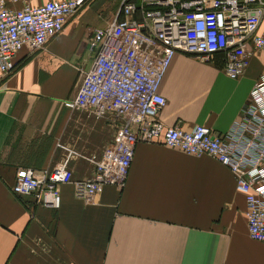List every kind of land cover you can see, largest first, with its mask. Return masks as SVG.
Listing matches in <instances>:
<instances>
[{
  "label": "crops",
  "instance_id": "obj_1",
  "mask_svg": "<svg viewBox=\"0 0 264 264\" xmlns=\"http://www.w3.org/2000/svg\"><path fill=\"white\" fill-rule=\"evenodd\" d=\"M120 1L86 0L42 48L16 51L13 67L0 73V264H264V240L247 233L233 174L208 154L137 141L122 186L103 185L94 203L75 196L72 181L91 174L122 118L68 108L62 99L92 63L93 29L119 16ZM222 67L221 51L206 59L174 52L158 84L164 104L156 117L166 126L225 131L264 69V51H254L235 78ZM66 148L78 154L66 156ZM20 167L59 173L58 207L9 189Z\"/></svg>",
  "mask_w": 264,
  "mask_h": 264
},
{
  "label": "built area",
  "instance_id": "obj_2",
  "mask_svg": "<svg viewBox=\"0 0 264 264\" xmlns=\"http://www.w3.org/2000/svg\"><path fill=\"white\" fill-rule=\"evenodd\" d=\"M19 7L0 0V73L14 65L13 55L24 48H42L63 27L67 17L86 0H46ZM264 0H121L119 16L93 29L94 48L75 93L62 99L68 108H83L122 118L113 140L92 159L90 175L72 181L75 196L94 203L103 185H123L137 141L175 146L193 154H208L234 176L244 196L247 233L264 240V69L251 86L238 116L222 132L195 123L189 129L163 125L156 117L164 104L158 91L172 55L180 51L199 59L221 51L223 72L237 77L256 50L264 51ZM77 153L66 148V156ZM78 154V153H77ZM59 173L47 176L30 167L16 169L9 189L31 195L33 203L59 205Z\"/></svg>",
  "mask_w": 264,
  "mask_h": 264
}]
</instances>
